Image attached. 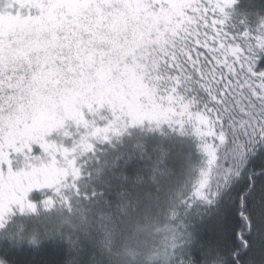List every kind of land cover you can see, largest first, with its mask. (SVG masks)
I'll list each match as a JSON object with an SVG mask.
<instances>
[{"label": "snow or ice", "instance_id": "snow-or-ice-1", "mask_svg": "<svg viewBox=\"0 0 264 264\" xmlns=\"http://www.w3.org/2000/svg\"><path fill=\"white\" fill-rule=\"evenodd\" d=\"M237 3L0 0V264H264V17Z\"/></svg>", "mask_w": 264, "mask_h": 264}, {"label": "trees", "instance_id": "trees-1", "mask_svg": "<svg viewBox=\"0 0 264 264\" xmlns=\"http://www.w3.org/2000/svg\"><path fill=\"white\" fill-rule=\"evenodd\" d=\"M235 13L237 15H243L247 20L248 26L254 28L258 23L261 17H264V0H238L237 5L235 6ZM115 153L101 154L97 153V159L91 162L90 167H95L97 164L103 166L105 162L111 166L114 162ZM135 166L147 174L150 169L153 160L155 159L154 155H145L143 157L136 155L134 156ZM123 164V161L118 162V166ZM168 164L171 168L175 170V175H179L184 164V160L181 156L174 154L168 161ZM107 172V169H106ZM59 218L53 214L52 220L49 222L50 227H55ZM167 223L163 216L160 217L157 227L163 228ZM167 235L165 232H156L153 234V231L150 234L142 237L146 241L145 245L140 248H136L138 252L137 260H142L144 256L152 249L162 248L164 244V237ZM135 247V244L132 245ZM19 264H28V261L33 259H44L47 261H55L59 259L58 255H53L51 250H45L38 257H32L29 254H21L18 258Z\"/></svg>", "mask_w": 264, "mask_h": 264}, {"label": "rangeland", "instance_id": "rangeland-1", "mask_svg": "<svg viewBox=\"0 0 264 264\" xmlns=\"http://www.w3.org/2000/svg\"><path fill=\"white\" fill-rule=\"evenodd\" d=\"M59 218V217H58ZM156 232L153 230V234H155Z\"/></svg>", "mask_w": 264, "mask_h": 264}]
</instances>
